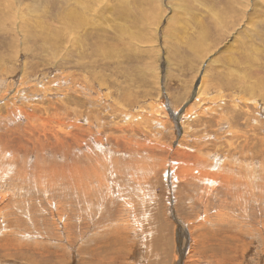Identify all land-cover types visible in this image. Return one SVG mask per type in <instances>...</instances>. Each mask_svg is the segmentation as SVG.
<instances>
[{
	"label": "rangeland",
	"instance_id": "374dc122",
	"mask_svg": "<svg viewBox=\"0 0 264 264\" xmlns=\"http://www.w3.org/2000/svg\"><path fill=\"white\" fill-rule=\"evenodd\" d=\"M22 1L0 0V264H264V0ZM200 86L245 99L202 113ZM52 103L36 146L24 113Z\"/></svg>",
	"mask_w": 264,
	"mask_h": 264
},
{
	"label": "bare ground",
	"instance_id": "6f19581e",
	"mask_svg": "<svg viewBox=\"0 0 264 264\" xmlns=\"http://www.w3.org/2000/svg\"><path fill=\"white\" fill-rule=\"evenodd\" d=\"M232 1L233 0H231L230 5H229V10H231V11L233 10V2ZM249 1H248V3H249ZM23 2L24 1H22V0H18L19 6L14 7V9L12 8L13 11H14L13 13L15 14V16H13L14 19L12 17L13 21L14 20L16 21L15 18H18L19 20L26 19L25 16L30 11V10H27L26 11V9H28L30 7L23 6L22 5ZM243 2L246 4V0H243ZM68 15L70 17V21L73 24H76L77 27H78V24L79 25L80 24H83L84 21L86 20L85 17L79 18L77 16L76 9H73V10L71 9L70 10V13ZM10 17H11V15H10ZM28 18H30V17L28 16ZM3 22H4V17L0 19V23H1L0 25L2 27V31H4V29L6 28V26H5V24ZM22 22H19L17 24L14 23L15 26H16V28L19 29V31H21V33H22V27H23V23ZM76 26L75 25H72L73 29H70L72 35L76 31V29H77ZM27 36H28V34H27ZM22 38H24V40H26L25 37L22 36ZM0 60H1V58H0ZM43 91L44 92H48L49 91L50 93H52V89H50V88H44ZM210 94H211V90H208V89L205 90L203 86H200L199 91H198V93H197V95H196L195 98H196L198 104L201 105V112L202 113H204L206 111L211 112L212 114L214 112H217L218 113L217 107L219 106V104L223 106L225 104V102H226L225 100H221V99H224L227 96L231 98L229 101L232 100V107H237L238 106V103L245 99V97H243V96H234V95H222V96L219 97V99H214V98H212L210 96ZM45 95L47 96V94H45ZM48 95H50V94H48ZM245 101H250V103H245L247 105V109L242 110V112H248V109L250 107L249 105H251V104L256 105V107H259L260 106L259 105V102H260L259 99H256V100L255 99H249V100L246 99ZM233 109H235V108H233ZM24 115H25V118H27V126H26L25 133H26V135H28L29 141H32L33 144L36 145V146H41V145L44 146V144L46 145V143L47 142H50V141L51 142L49 144H51V145L53 144V142H56L57 136H56L55 129H56V123L57 122H56V113H55L54 103L48 105V107H41V106L34 107L33 106V112H27V113H24ZM174 118H176V117L174 116ZM61 122H63V121H61ZM57 128H58V125H57ZM253 129H256V128H253ZM48 135H50V136H48ZM47 147H48V145H47ZM252 149H255V148L253 147ZM251 151L254 152L253 150H251ZM257 153H259V152H257ZM244 156H246V157L243 158V161H242L244 167H248V166L245 165V164H247L246 161L248 162V164L249 163L251 164L253 162H251L250 159H258L256 156H254V154H244ZM261 165H262V167H260V172L262 173V172H264V163H261ZM184 169H182L181 171L184 172L185 171ZM247 169L249 170V168H247ZM200 173H201V178L207 176L205 174V172H200ZM259 175L260 176L263 175V177H264V173L263 174H260L259 173ZM217 177H220V175L217 174ZM214 182H218V183L224 184V185H231L232 184V186L234 184H237V183H243V184L246 183L245 181H238V180H236L233 177H229L228 175L221 176L220 179L215 180ZM250 188H252V187L250 186Z\"/></svg>",
	"mask_w": 264,
	"mask_h": 264
},
{
	"label": "crops",
	"instance_id": "0c3cea01",
	"mask_svg": "<svg viewBox=\"0 0 264 264\" xmlns=\"http://www.w3.org/2000/svg\"><path fill=\"white\" fill-rule=\"evenodd\" d=\"M175 222H177V221L175 220Z\"/></svg>",
	"mask_w": 264,
	"mask_h": 264
}]
</instances>
